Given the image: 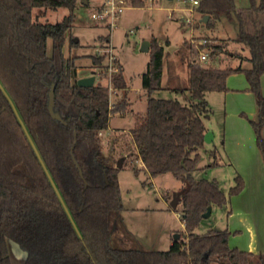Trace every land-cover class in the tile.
Here are the masks:
<instances>
[{
	"label": "trees",
	"instance_id": "16d2710c",
	"mask_svg": "<svg viewBox=\"0 0 264 264\" xmlns=\"http://www.w3.org/2000/svg\"><path fill=\"white\" fill-rule=\"evenodd\" d=\"M78 1L0 0V264H11L6 239L25 252V264H264V253L231 248L227 229L194 232L209 205L224 206L229 196L241 191V176L234 177L227 192L216 179L193 176L197 169L216 165L214 149L208 151L209 163L199 165L204 120L211 114L206 96L225 91L232 73L242 72L254 94L257 119L249 121L264 156V0H251L247 8H237L234 0H198L200 23L208 28L222 17L236 21L233 40L247 47L249 66L217 67L190 60L188 85L171 88L174 98L153 96L162 88L164 49L154 37L149 41L141 75L146 111L135 117L130 134L148 177L170 172L182 182L177 203L184 235L178 234L165 250H145L113 238L123 209L120 167L102 153L99 133L108 128L110 115L127 111L129 101L123 97L111 103L108 87L100 82L77 85L79 55L72 49L79 42L70 35L67 55L63 47ZM144 1L128 0L136 5ZM59 7L69 13L56 23L39 22L34 15L35 10ZM109 38L98 37L104 44ZM203 39L199 46L208 49L209 60L223 51L224 44L215 37ZM85 56L104 76L105 56ZM111 81L116 88L125 86L119 63ZM51 83L54 110L66 124L49 114Z\"/></svg>",
	"mask_w": 264,
	"mask_h": 264
},
{
	"label": "rangeland",
	"instance_id": "374dc122",
	"mask_svg": "<svg viewBox=\"0 0 264 264\" xmlns=\"http://www.w3.org/2000/svg\"><path fill=\"white\" fill-rule=\"evenodd\" d=\"M104 1L82 2L79 0L77 2L74 9L75 20L70 32L67 33L63 53L68 54L69 36H73L79 42V46L72 49V53L79 55L76 61L78 74L80 76L90 75L94 72L95 82L106 85L109 93L112 91L109 95L111 103L124 96L129 98L127 111L110 115V128L99 133L102 153L108 156L115 166L120 160L117 177L124 211L121 210L118 213L113 227L115 230L113 238L120 237L121 243L126 241L129 246H140L145 250H165L174 234H180L181 237L184 235L181 205L177 203L175 208L170 205L173 193L181 190L182 182L170 172L148 177L147 172L142 169L143 165L138 159L132 142L130 127L134 124L135 117L142 116L146 111L147 93L141 86V75L146 69L148 52L141 49L143 42L152 37L157 42L162 41L163 82L168 86L178 88L188 85V63L192 57H196L201 65L227 67L237 63V60L229 57L228 52H235L236 55L239 53L249 55V52L246 46L232 39L237 33V23L234 19L229 20L222 17L216 20L213 28H208L200 23L201 15L197 11V4H193L191 0H145L142 5H136L134 2L126 4L113 27L106 26L105 19H94L91 16ZM254 1L257 2V0ZM234 2L237 8H243L249 7L251 0H234ZM68 13L69 9L66 7L34 11L37 21L42 23L59 22ZM187 20L191 22L187 23ZM195 23H200L199 27L193 28ZM105 34H109V43L114 46L115 56L120 63L124 88H116L113 85V82L109 80L112 75L109 77L108 74H104L100 77L99 72L104 70L92 67L90 58L85 56L97 54V50L104 47V42L98 37ZM202 36L217 37L218 41L224 44L223 51L215 54L210 60L209 56L205 61L199 60L200 52H208L207 48L202 49V45L199 44L203 40ZM47 53H51L50 39L47 40ZM243 65L248 66L249 63L243 62ZM174 68L178 77L172 72ZM153 96L174 98L176 95L170 88L165 87L155 90ZM206 98L212 111L204 121L211 132H214L215 137L213 141L205 142L199 149L200 166L209 163L208 151L213 145L218 148L221 146L219 134L224 118L223 93L221 91L209 92ZM210 167L195 170L193 176L197 179L216 178L226 191L233 184L231 174L229 172L227 174L224 166ZM222 213L223 206L213 205L210 215L202 218L194 232L201 233L208 228H221L224 220ZM116 223L124 228L123 233L126 235H123L124 238L119 229L115 228ZM8 241L9 246L15 244L10 239Z\"/></svg>",
	"mask_w": 264,
	"mask_h": 264
},
{
	"label": "crops",
	"instance_id": "0c3cea01",
	"mask_svg": "<svg viewBox=\"0 0 264 264\" xmlns=\"http://www.w3.org/2000/svg\"><path fill=\"white\" fill-rule=\"evenodd\" d=\"M82 2H87V0H82ZM204 37L206 36H202V39ZM145 41L149 43L150 39ZM217 42H219L218 39ZM158 44L163 46L162 41H159ZM147 52H149V49ZM229 57L237 60V63L231 67H236L238 65L247 67L243 65V62L249 63V55H242V53L236 55L235 52L230 51ZM190 60L197 61L196 57L191 58ZM172 72L176 77L179 76L177 75L176 69ZM81 76L78 74V77ZM162 82L163 70L161 87H167L170 89L178 88L176 86H168V84ZM260 85L261 92L264 95V74L261 75ZM221 92L223 93L224 98V118L222 129L219 134L221 146L218 148L213 145L209 150H215V166H224L227 174L228 172L231 174L232 183H234V177L240 175L243 179L244 185L240 192L227 198L222 213L224 220L219 229H227L230 232L228 244L231 248L254 254L264 253V156L257 146L255 132L249 121L250 119H257L255 97L249 90V83L242 72L232 73L227 76L226 90ZM124 94L126 95L125 89ZM124 97L129 101L127 96ZM205 127V132L209 131L211 133L208 142L213 141L215 137L214 132H211L206 124ZM109 128L108 124L107 130ZM262 137L264 141V125L262 128ZM205 142L206 141H204V144ZM138 159L141 161L140 158ZM141 163L144 166L142 161ZM143 166L142 169H144ZM227 190L225 192H227ZM212 208L213 206H211V211ZM181 223L183 222L181 221ZM116 225L119 232L123 234L122 232H124V228L120 226L119 223H116ZM172 240L168 242L167 247L172 243ZM6 244L11 264H25V252L13 243L12 246H9L8 239H6ZM139 248L143 249L140 246ZM211 264L218 263L212 262Z\"/></svg>",
	"mask_w": 264,
	"mask_h": 264
},
{
	"label": "built area",
	"instance_id": "2783aa9c",
	"mask_svg": "<svg viewBox=\"0 0 264 264\" xmlns=\"http://www.w3.org/2000/svg\"><path fill=\"white\" fill-rule=\"evenodd\" d=\"M193 4H198V0H191ZM126 4H129L128 0H105L99 7V9L92 13L91 16L94 19H105L106 26L113 27L115 20L119 18L120 14L122 13L123 9L125 8ZM190 20H187V23H190ZM206 42L203 39L199 44L203 45ZM98 55L105 56V75H112L113 72L117 70V64L119 63L118 59L114 53V47L108 42L104 44L102 49H98L96 52ZM208 53L207 52H200L198 55L199 60H207ZM111 80V78L109 79ZM111 89V87H109ZM112 93L110 91L109 95Z\"/></svg>",
	"mask_w": 264,
	"mask_h": 264
},
{
	"label": "water",
	"instance_id": "95a60500",
	"mask_svg": "<svg viewBox=\"0 0 264 264\" xmlns=\"http://www.w3.org/2000/svg\"><path fill=\"white\" fill-rule=\"evenodd\" d=\"M207 19H208V15L205 14L202 17V20L205 22V21H207ZM148 44L149 43L147 41H144L141 49L143 51H148V49H149ZM94 80H95L94 72H91L90 75L77 77L76 83H77L78 86L90 87V86H92L94 84ZM53 90H54V83H51L50 89L48 91V111H49V114H50V116L52 118L57 119V120L61 121L62 123L66 124L67 120L62 119V117L59 115V113L54 110V91ZM75 135L76 134L74 132V136ZM209 136H211V133L209 131L205 132L204 136H203L204 137V141L208 142L209 141ZM75 164L78 167L76 162H75ZM117 166H120V160L118 161ZM78 171H79V174L82 175L81 170H80L79 167H78ZM180 191L176 192V193H173V198H172V201L170 203L171 207H173V208L176 207ZM210 213H211V206L209 205L207 207V210L204 213H202V217H208L210 215ZM177 237H178V234H174L173 235V239H176Z\"/></svg>",
	"mask_w": 264,
	"mask_h": 264
}]
</instances>
